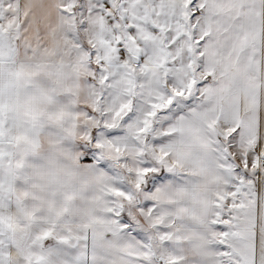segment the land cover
Listing matches in <instances>:
<instances>
[{
	"label": "snow or ice",
	"instance_id": "snow-or-ice-1",
	"mask_svg": "<svg viewBox=\"0 0 264 264\" xmlns=\"http://www.w3.org/2000/svg\"><path fill=\"white\" fill-rule=\"evenodd\" d=\"M0 264H264V0H0Z\"/></svg>",
	"mask_w": 264,
	"mask_h": 264
}]
</instances>
